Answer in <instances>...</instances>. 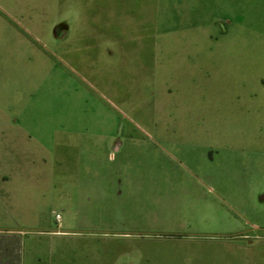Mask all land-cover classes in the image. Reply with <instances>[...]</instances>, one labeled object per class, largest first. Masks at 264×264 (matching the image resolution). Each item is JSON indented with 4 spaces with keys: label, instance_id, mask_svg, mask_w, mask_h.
Here are the masks:
<instances>
[{
    "label": "rangeland",
    "instance_id": "1",
    "mask_svg": "<svg viewBox=\"0 0 264 264\" xmlns=\"http://www.w3.org/2000/svg\"><path fill=\"white\" fill-rule=\"evenodd\" d=\"M101 1L0 0V228L26 232L31 264H191L154 236L248 228L244 211H194L216 198L196 178L242 176V151H264V0ZM84 31L107 33L99 75Z\"/></svg>",
    "mask_w": 264,
    "mask_h": 264
},
{
    "label": "crops",
    "instance_id": "2",
    "mask_svg": "<svg viewBox=\"0 0 264 264\" xmlns=\"http://www.w3.org/2000/svg\"><path fill=\"white\" fill-rule=\"evenodd\" d=\"M87 3L90 4L89 1H87L84 5H88ZM130 3L131 0H102L98 7L100 9H108V7L118 8L122 6L123 8L126 7V4L129 5ZM117 13L116 15L121 14L120 12ZM109 14L110 13L106 12L104 16L105 20H108ZM134 24L139 28V22H134ZM195 25L181 27L182 40H185V47L180 48V65H184L185 67L183 74L186 75V78L194 76L193 69H196L199 65L197 62L198 50L194 49L193 46L189 47L188 43V37L196 34L193 32V27H195ZM199 28L196 29L198 30ZM120 30L119 33L123 36L124 32L122 27ZM133 31L134 30H132V33ZM96 34L97 33L85 31L79 34V39L82 43L79 46V50L76 48H74V50L88 52L91 49H95L97 52L90 61V70L92 74L96 72V74L98 73L99 75V68H101V66L98 63H101L103 53L106 55L109 48L106 39L103 37V35H107V33L100 34V37L104 39L103 46L96 38ZM138 36L143 40V52H145V48H147L146 52L149 51L147 55L141 57L142 62H151L152 66H154L156 37L152 34L151 39L149 32L145 29L141 30V34L137 35L136 38H138ZM202 87L203 86H200V89ZM261 131L263 130L261 129ZM103 132L107 133V131ZM106 133L102 136H107ZM20 152L23 153L22 157H24L25 160L27 151L21 150ZM241 160L243 161L239 162V166L246 170L245 174L242 176L224 177L214 175L196 178L199 188L203 190V186L206 185V190L212 191L216 198L214 199L215 202L212 200L214 205L212 210L201 209L194 211H244L246 215H249L250 219L246 223L248 228H241V224L233 219L232 221L234 222L231 220L229 222V225H233L231 226L233 228L222 231L217 235H197L187 232H173V234L159 232L156 234L154 238L169 242L170 248L172 249L171 252L175 258H178L180 255L185 257L186 253L192 252L199 254V256L196 255L197 257L195 256V258L191 260V264H255V261L259 260L257 258L254 260L252 253L253 249L257 247L264 248V151L261 150L258 152L257 149L243 150ZM15 166L16 168H22L20 163ZM234 195L238 196V199L233 198ZM223 201H226L227 206H223ZM50 232L54 235H61L67 231L65 229H56ZM26 239V232L22 230L0 228V264H31L32 261L30 260L32 258H25L28 253L25 247ZM147 249L150 248L147 247ZM161 250L162 249H159V251ZM216 251L224 257L214 258L213 255ZM149 260V258L142 260L139 264H151ZM164 260L166 263V257ZM175 261H177L178 264H188L186 263L188 261L182 259L180 263L177 259H175ZM259 261L258 264H264L263 257H261Z\"/></svg>",
    "mask_w": 264,
    "mask_h": 264
},
{
    "label": "trees",
    "instance_id": "3",
    "mask_svg": "<svg viewBox=\"0 0 264 264\" xmlns=\"http://www.w3.org/2000/svg\"><path fill=\"white\" fill-rule=\"evenodd\" d=\"M167 234H173V233H167Z\"/></svg>",
    "mask_w": 264,
    "mask_h": 264
}]
</instances>
